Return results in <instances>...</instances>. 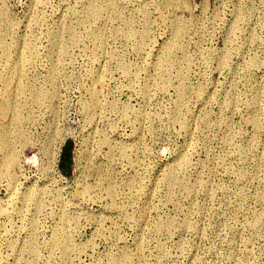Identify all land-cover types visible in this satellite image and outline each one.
<instances>
[{"label":"rangeland","instance_id":"374dc122","mask_svg":"<svg viewBox=\"0 0 264 264\" xmlns=\"http://www.w3.org/2000/svg\"><path fill=\"white\" fill-rule=\"evenodd\" d=\"M0 264H264V0H0Z\"/></svg>","mask_w":264,"mask_h":264},{"label":"water","instance_id":"95a60500","mask_svg":"<svg viewBox=\"0 0 264 264\" xmlns=\"http://www.w3.org/2000/svg\"><path fill=\"white\" fill-rule=\"evenodd\" d=\"M71 146L70 144H66L65 148L63 149L62 153V166L64 169H68V162L70 161L71 152H70Z\"/></svg>","mask_w":264,"mask_h":264},{"label":"bare ground","instance_id":"6f19581e","mask_svg":"<svg viewBox=\"0 0 264 264\" xmlns=\"http://www.w3.org/2000/svg\"><path fill=\"white\" fill-rule=\"evenodd\" d=\"M3 163L6 167H9L13 163V156L12 155H6Z\"/></svg>","mask_w":264,"mask_h":264}]
</instances>
